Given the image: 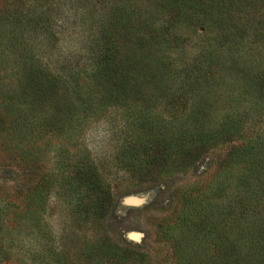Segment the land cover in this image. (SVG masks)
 I'll list each match as a JSON object with an SVG mask.
<instances>
[{
	"label": "rangeland",
	"instance_id": "1",
	"mask_svg": "<svg viewBox=\"0 0 264 264\" xmlns=\"http://www.w3.org/2000/svg\"><path fill=\"white\" fill-rule=\"evenodd\" d=\"M104 1L0 0V264H264V234L223 258L212 225L264 192V151L230 153L264 132V0Z\"/></svg>",
	"mask_w": 264,
	"mask_h": 264
},
{
	"label": "trees",
	"instance_id": "2",
	"mask_svg": "<svg viewBox=\"0 0 264 264\" xmlns=\"http://www.w3.org/2000/svg\"><path fill=\"white\" fill-rule=\"evenodd\" d=\"M97 2H103V0H96ZM106 1V0H105ZM104 1V5L107 7H110L109 11H115V3H107ZM230 5L228 6L227 12H229ZM228 16V15H227ZM229 18H226L228 20ZM99 38L95 37L94 41L97 45L100 44ZM104 53L102 55H99L97 57L96 61V69L99 70L100 72H110L114 69V72L116 71L114 66H112V63L115 59V55L110 53L111 51L109 49H105L103 51ZM257 77V74H256ZM256 79V78H255ZM124 82V81H122ZM256 84L261 86L264 89V83L257 79L254 80ZM95 88V80H93L89 87H87V91H93ZM98 90V89H97ZM124 90V89H123ZM100 91V90H98ZM177 113L176 115L179 116H184L185 112H175ZM168 125L171 126V128L167 129H173V126L171 123ZM165 128V127H164ZM154 130V129H153ZM181 131H186L181 130ZM155 132V131H154ZM153 134V133H151ZM145 137L148 136L149 134H143ZM155 135L157 136L156 138L165 142H168L170 137H166L164 132L156 131ZM156 143V142H155ZM153 143V144H155ZM251 143V142H250ZM155 146V145H154ZM153 145H150L149 151H152ZM231 150V157L236 155V152L238 153V156H244L245 157V162L243 164L245 167L252 166L253 163L260 157L262 152L264 151V132H260L258 137H257V144H252L250 146H245V145H240V146H232ZM182 147H179L177 150L180 151ZM175 156V155H169V157ZM258 157V158H257ZM203 159L200 161L202 163ZM199 163V164H200ZM93 171V170H87L86 172ZM85 172V175L82 177H79V182L86 188V189H92L95 193L93 197H95L96 202H92L91 206H95V209L100 211V217H106L108 215V210L111 211V205L114 196L112 193H110L108 186L104 184L101 180H98V174L97 177H95V173L88 176ZM95 175V176H94ZM250 178H247L246 180L242 181V191L241 195L239 194V197L236 200H233L230 204L226 205L227 206V211L226 213H221L222 218L221 221H217L212 223L213 225V233L215 235L214 239H218L219 242L221 243L220 245H223V249H218L217 243H214V248L216 249L217 252H223V258H228L230 255L236 254V246L230 241L231 238H229V234L236 232L237 235H242V230L244 227L248 226L247 230H250L248 233L251 238H255L259 232L261 234H264V192L259 186H253L251 185V181H249ZM78 181V180H77ZM71 185H68V188L70 190H66V196L70 199V201H73V197L75 196L74 191L72 190ZM67 188V189H68ZM88 199L91 201L92 196L90 194H87ZM86 196V197H87ZM100 197L99 200L96 198ZM103 200L102 202H100ZM76 201L74 202L73 209L71 208V212L74 211L75 215L79 213L80 208H84L80 206H76ZM81 204V203H80ZM84 205V204H83ZM90 204H88L89 206ZM87 206V205H85ZM87 206V207H88ZM75 208V209H74ZM115 206L113 207L114 210ZM93 211V210H92ZM95 211V210H94ZM241 232V233H240ZM217 241V240H216Z\"/></svg>",
	"mask_w": 264,
	"mask_h": 264
}]
</instances>
